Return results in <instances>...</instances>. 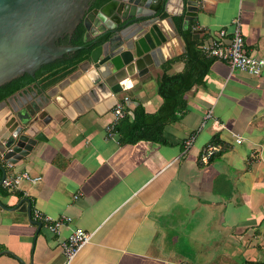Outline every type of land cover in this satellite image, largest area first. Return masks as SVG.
<instances>
[{"label":"crops","instance_id":"1","mask_svg":"<svg viewBox=\"0 0 264 264\" xmlns=\"http://www.w3.org/2000/svg\"><path fill=\"white\" fill-rule=\"evenodd\" d=\"M203 2L186 28L201 52L205 42L228 44L238 22L246 53L264 54V0ZM169 9L174 34L162 45L158 65L134 75L133 86L117 94L118 102L127 97L129 115L138 105L148 114L162 105L156 86L163 62L177 59L168 73L184 67L182 17L175 15L176 4ZM207 57L213 60L203 83L183 94L185 111L164 126L166 143H125L117 132L109 134L113 107L69 118L63 108L71 85L50 98L47 89L22 92L24 98L45 96L52 119L22 159L10 164L0 158L7 175L40 176L34 184L0 189V264H66L61 242L74 228L92 236L69 264L264 261V72L231 71L225 60ZM209 110L219 124L204 121ZM216 136L221 149L205 162L201 150ZM34 209L71 221L53 234L32 222Z\"/></svg>","mask_w":264,"mask_h":264},{"label":"water","instance_id":"2","mask_svg":"<svg viewBox=\"0 0 264 264\" xmlns=\"http://www.w3.org/2000/svg\"><path fill=\"white\" fill-rule=\"evenodd\" d=\"M90 2L0 0V86L25 73L34 75L43 64L82 47L58 44L82 22L84 41L95 46L46 95L50 98L71 85L63 108L69 118L89 109L104 112L118 102L117 94L133 86L134 75L141 77L150 65H158L162 45L174 34L169 6L179 8L175 15L182 17L181 29L197 20L204 6L203 0H110L88 11ZM193 32L195 37L198 30ZM22 95L18 92L0 102V158L10 164L32 150L41 136L39 128L52 119L45 96ZM0 169L1 185L6 174L1 162ZM27 207L30 216V204Z\"/></svg>","mask_w":264,"mask_h":264},{"label":"trees","instance_id":"3","mask_svg":"<svg viewBox=\"0 0 264 264\" xmlns=\"http://www.w3.org/2000/svg\"><path fill=\"white\" fill-rule=\"evenodd\" d=\"M110 0H91L89 9L99 8ZM185 41L184 67L176 73H168L167 69L177 59L173 57L162 64L163 73L157 81L156 91L162 97L163 103L154 114L144 112L141 105L136 106L132 114L125 112L114 126L122 142L132 143L138 140H152L166 143L163 129L167 122L177 118L178 113L186 109L183 94L194 85L201 84L209 70L213 58L207 57L197 47V40L193 39L189 31L182 30ZM85 28L80 22L71 35L60 38L61 45H82L79 49L65 54L52 62L43 64L34 75L27 73L12 79L0 86V102L18 92L36 91L43 93L50 86L56 84L77 69L80 62L88 58L95 44L84 41ZM126 101V100H125ZM221 140L216 136L210 143L219 144ZM219 153V152H218ZM217 154V153H216ZM212 155L210 158H213ZM1 177V169H0ZM2 185H0V189ZM246 264H264L261 260H247Z\"/></svg>","mask_w":264,"mask_h":264},{"label":"built area","instance_id":"4","mask_svg":"<svg viewBox=\"0 0 264 264\" xmlns=\"http://www.w3.org/2000/svg\"><path fill=\"white\" fill-rule=\"evenodd\" d=\"M223 33L224 32L221 30L220 35L222 36ZM200 49L207 56L225 60L228 63L231 71L238 70L252 76H258L264 72V54L258 57H254L246 53L243 48V38L238 22H236L235 24L233 35L228 44H223L219 40H212L210 42L201 44ZM125 100H127V97H124L121 102H117L113 107L115 123L125 114L123 108ZM208 119H212L214 123H218L216 118L213 117L211 110L206 113L204 121L206 122ZM115 123L107 125L106 129L109 134H112V132L114 131L113 126ZM220 125L224 126L223 124ZM194 138L195 134H192L185 140V151L190 148ZM235 141L239 142V137H235ZM220 149V144H206L201 150V159L205 162L208 161V159ZM39 180L40 176H33L27 171H23L11 175L5 174L1 185L9 190H13L19 187L21 181H27L34 184ZM33 217L36 221H39V223L43 224L53 234H58L61 227L71 221V217L69 216L63 215L54 218L50 215L42 213L38 209H34ZM91 236L92 233L84 231L81 228H74L70 231L67 237L61 242V248L66 258V264H69V262L75 257L81 247L90 241Z\"/></svg>","mask_w":264,"mask_h":264},{"label":"flooded vegetation","instance_id":"5","mask_svg":"<svg viewBox=\"0 0 264 264\" xmlns=\"http://www.w3.org/2000/svg\"><path fill=\"white\" fill-rule=\"evenodd\" d=\"M92 9H94V8L88 9V11H90V10H92Z\"/></svg>","mask_w":264,"mask_h":264}]
</instances>
